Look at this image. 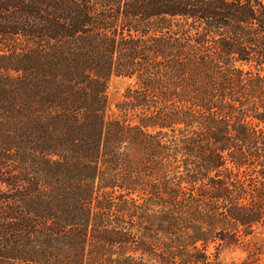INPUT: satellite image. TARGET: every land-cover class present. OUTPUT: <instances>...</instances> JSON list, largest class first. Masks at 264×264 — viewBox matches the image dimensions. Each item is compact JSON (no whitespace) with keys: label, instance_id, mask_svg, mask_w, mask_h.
Instances as JSON below:
<instances>
[{"label":"trees","instance_id":"obj_1","mask_svg":"<svg viewBox=\"0 0 264 264\" xmlns=\"http://www.w3.org/2000/svg\"><path fill=\"white\" fill-rule=\"evenodd\" d=\"M260 231L264 0H0V264H220Z\"/></svg>","mask_w":264,"mask_h":264},{"label":"rangeland","instance_id":"obj_2","mask_svg":"<svg viewBox=\"0 0 264 264\" xmlns=\"http://www.w3.org/2000/svg\"><path fill=\"white\" fill-rule=\"evenodd\" d=\"M131 84L132 81L117 77L109 81L107 94L113 111ZM220 264H264V231L249 238L241 248L222 251Z\"/></svg>","mask_w":264,"mask_h":264}]
</instances>
